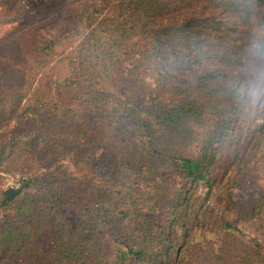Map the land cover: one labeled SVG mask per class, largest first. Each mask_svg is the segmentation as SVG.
<instances>
[{
    "label": "rangeland",
    "instance_id": "1",
    "mask_svg": "<svg viewBox=\"0 0 264 264\" xmlns=\"http://www.w3.org/2000/svg\"><path fill=\"white\" fill-rule=\"evenodd\" d=\"M77 1L82 2L75 6L76 10L89 6V3L84 5L88 0H0V57L5 56L3 61L15 66L22 58L16 56L21 49L26 60L22 64V76L3 75L0 87L9 85V90L14 88L24 94L23 102L29 99L35 104L46 102L49 109L44 108L37 119H42L55 107L75 105L88 90L85 80L75 84L65 82L71 70L68 59L77 56L79 45L89 31L84 29L86 22L79 21L78 31L65 32L67 23L59 19L67 4ZM59 34V40L52 45L53 56L42 58L40 53L44 51L34 50L32 43L41 46ZM247 59L246 67L237 73L243 77L241 90L245 97L233 114L235 124L230 126L231 132L213 144L215 156L210 159L204 180L187 177L178 162L164 156L150 160L143 148L131 147L128 140V143L124 141L105 123L89 122L83 138L95 148L94 168L102 175L90 177L86 170L76 173L79 181L70 182L64 190L74 199L93 201L87 193L90 184L107 183V173L112 174L119 185L122 183L124 191L132 187L128 188V183L135 186L136 193L132 195L135 215L126 217L120 214L122 209L109 208L104 216L98 209L88 218L80 216L72 206L67 212H62L66 211L65 207L62 210L55 207L44 216L36 210L35 217L19 221L13 209H40L41 197L29 196L33 191L28 189L25 176L30 173L17 170L15 159H10L8 170L0 171V201L6 189H20L11 199L19 207L11 203L3 210L5 208L0 206V228L12 223L19 229L16 239L1 241L0 264H10L4 261L8 260L5 259L8 253L13 264H59L62 255L67 257L65 264H111L109 260L115 259L118 252H126L128 245L145 253L137 258L129 253L122 264H264V221L257 217V209L264 213V50H249ZM133 64L125 59L122 66H112L111 85L101 81V86L108 91L113 87L122 91L124 86L133 83L131 74L134 73L141 81L136 91L141 92L146 103L158 101L172 105L180 102V87L175 89V83L183 85L187 79L205 71L202 66L192 73L171 71L172 76L162 85L152 72L157 68L155 61L138 58V74L130 73ZM11 82L15 84L12 88ZM16 84L21 86L16 89ZM174 91L177 96L172 94ZM200 117L194 116L193 121L185 125L196 133L188 134L190 139L179 137L174 147L182 149L189 143L190 148L199 149L196 144L200 145L204 135L213 132L215 124L210 114ZM3 127L0 143L15 134L34 132L37 121L29 115ZM108 136L130 150L124 147L116 151L113 144L107 142ZM89 153L87 151V156ZM150 164L155 174L147 171ZM151 187L158 190L152 192ZM92 192L95 195L94 189ZM228 223L237 230L227 228ZM66 246L71 251L63 252ZM257 251L261 257L258 261Z\"/></svg>",
    "mask_w": 264,
    "mask_h": 264
},
{
    "label": "trees",
    "instance_id": "2",
    "mask_svg": "<svg viewBox=\"0 0 264 264\" xmlns=\"http://www.w3.org/2000/svg\"><path fill=\"white\" fill-rule=\"evenodd\" d=\"M88 1L84 5L89 3V6L87 4L80 11L74 8L82 1L67 4L64 15L59 18L61 22L67 23L65 32L78 31L79 21L86 22L84 29H89L79 45L77 56L68 59L70 77L65 79L68 84H75L81 79L88 83V90L81 101L69 107H55L51 113L37 119L44 108L49 109L46 102L35 104L30 99L23 102L25 95L12 88L15 85L13 82L10 83L11 90L9 85L0 87V129L3 126L5 128L10 121L29 115L37 121L34 132L15 134L0 143V171L8 170L7 162L15 159L17 170L30 173L25 176L28 189L33 191L29 196L41 197L40 209H13V215L19 221L35 217L36 210H40L44 216L52 213L55 207L60 210L65 207L66 211L62 212H67L72 206L80 216L88 218L91 212L98 209L104 216L109 208L122 209L120 214L126 217L135 215L132 204L135 186L128 183V188H133L124 191L122 183L119 185L112 174L107 173V183L90 184L87 193L93 201L74 199L64 190L65 185L79 181L76 173L86 170L90 177L102 175L99 169L94 168L95 148L83 138L90 121L105 123L124 141L128 140L131 147L143 148L150 160L164 156L178 162L177 165L187 177L204 180L211 164L210 159L215 156L213 144L222 141L225 134L231 132L230 126L235 124L232 121L233 114L245 97L241 90L243 77L237 74L238 70L246 67L249 50H264V0ZM59 36L61 34L46 40L41 46L32 43L34 50L44 51L40 53L42 58L53 56L52 45L59 40ZM137 55L138 58L155 61L157 68L152 72L162 85L172 76L171 71L192 73L200 66L205 71L187 79L183 85L175 83V89L180 87V102L172 105L160 104L158 101L146 103L141 92L136 91L141 81L134 73L131 74L133 83L124 86L122 91L116 87L108 91L101 86V81L111 85V67L122 66L125 59L134 63L130 73L136 72L139 66ZM16 56L22 58L14 57L19 61L12 67L3 61L5 56L0 57L1 82L6 74L22 76L25 53L20 49ZM19 86L16 84V89ZM172 94L177 96L175 91ZM205 114L213 116L215 124L212 125L213 132L204 135L200 145L196 144L199 149L190 148L189 143H185L182 149L174 147L173 143L179 137L190 139L188 134L196 133L185 125L193 121L194 116L201 118ZM107 142L113 144L116 151L124 147L130 150L126 145L111 141L110 136ZM103 149H106V144H103ZM87 151L90 152L88 156ZM85 166L87 169L83 168ZM152 166L148 165L147 171L155 174ZM154 177L152 175V179ZM151 188L152 192L158 190L157 187ZM12 200H8L4 193L0 201V206L5 208L3 210H7ZM34 204L38 205L37 202ZM13 205L19 207L17 203ZM170 207L173 208L172 205ZM257 217L264 221V213L261 214L258 209ZM226 227L237 230L236 226L229 223ZM17 229L19 226L15 227L12 223L1 227L0 245L3 239H16ZM72 248H76L75 245ZM68 251L71 250L67 247L63 252ZM129 253L137 258L145 252L128 245L126 252H118L115 259L108 260L111 264H122ZM259 253L257 251V261L261 258L258 257ZM5 259H8L4 260L5 263L13 264L9 253ZM66 259L62 255L58 263L65 264Z\"/></svg>",
    "mask_w": 264,
    "mask_h": 264
},
{
    "label": "water",
    "instance_id": "3",
    "mask_svg": "<svg viewBox=\"0 0 264 264\" xmlns=\"http://www.w3.org/2000/svg\"><path fill=\"white\" fill-rule=\"evenodd\" d=\"M20 191V189H13V188H8L4 191L6 198L8 200H11L13 198V196H15L16 194H18Z\"/></svg>",
    "mask_w": 264,
    "mask_h": 264
},
{
    "label": "clouds",
    "instance_id": "4",
    "mask_svg": "<svg viewBox=\"0 0 264 264\" xmlns=\"http://www.w3.org/2000/svg\"><path fill=\"white\" fill-rule=\"evenodd\" d=\"M254 47H257L256 45H254Z\"/></svg>",
    "mask_w": 264,
    "mask_h": 264
}]
</instances>
